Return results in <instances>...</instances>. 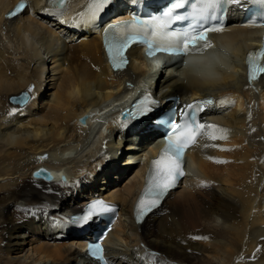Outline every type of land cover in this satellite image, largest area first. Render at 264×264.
Wrapping results in <instances>:
<instances>
[{
    "label": "bare ground",
    "instance_id": "obj_1",
    "mask_svg": "<svg viewBox=\"0 0 264 264\" xmlns=\"http://www.w3.org/2000/svg\"><path fill=\"white\" fill-rule=\"evenodd\" d=\"M16 1L0 0V264H99L86 253L92 236L69 222L93 198L120 206L105 240L113 264H264V76L249 82L245 66L264 30L232 19L215 35L220 67L174 66L156 88L144 82L155 59L138 47L126 69L111 71L101 37L77 20L88 4L70 0L58 17L30 0L6 19ZM27 91L26 106L11 101ZM146 92L158 113L173 96L215 97L202 122L222 138L198 141L188 153L196 173L138 223L134 208L163 143L143 119L128 128L119 111ZM40 167L66 180L34 179Z\"/></svg>",
    "mask_w": 264,
    "mask_h": 264
},
{
    "label": "snow or ice",
    "instance_id": "obj_2",
    "mask_svg": "<svg viewBox=\"0 0 264 264\" xmlns=\"http://www.w3.org/2000/svg\"><path fill=\"white\" fill-rule=\"evenodd\" d=\"M65 2L66 0H49L52 11L61 16L63 15L62 6ZM201 3L205 7L198 10L199 14H203L215 7L217 0H201ZM112 4L113 0H89L86 11L81 12L77 20L84 25H96L101 14ZM184 6L185 0H175L171 8L160 17L142 19L134 15L130 22L124 21L119 24L105 26L103 29L105 44L114 68H117L118 63H127L123 53L134 42H140L147 46L150 58L157 53L187 57L190 54H202L205 47H210L207 40L208 30L184 33H176L171 30L170 26L174 22L183 19L174 10H180ZM25 7L26 5L21 4L17 11ZM11 15H16V13ZM77 20H73V25L77 24ZM210 30L223 31L222 28H212ZM261 60H264V51L261 52ZM249 63L250 65L253 63L251 56ZM257 71L264 73V66L257 68ZM253 79H255V76H253ZM28 99L29 97L25 95L16 102L23 104ZM214 103L212 99H205L198 103L184 106L182 111L176 110L156 118L161 120L162 126L168 129L164 137L167 141V147L164 148L158 159L152 161L149 184L145 190L144 197L141 198L138 205V219L144 215L146 208L155 206L160 198L175 186L178 177L184 175V155L187 149L196 146L198 141L205 137L206 133H208L207 139L209 140L222 138L215 135L219 131L217 126L205 124L197 118V114L203 111L205 106L213 105ZM151 108L152 106L149 105L144 111H150ZM177 117L180 119L178 120ZM39 175L40 173H37V176ZM109 207L102 200L90 203L89 207L81 215L73 219L71 223L76 226H87L94 222L96 216L107 211ZM194 238L201 239V237Z\"/></svg>",
    "mask_w": 264,
    "mask_h": 264
},
{
    "label": "water",
    "instance_id": "obj_3",
    "mask_svg": "<svg viewBox=\"0 0 264 264\" xmlns=\"http://www.w3.org/2000/svg\"><path fill=\"white\" fill-rule=\"evenodd\" d=\"M23 95V94H22ZM28 94L27 93H24L23 96H25ZM21 98V96H19L18 98L17 97H12L11 98V101L13 103H16V104H20V103H17L16 101ZM124 117H127V113H124ZM86 119H87V116L84 115L83 117H81L79 120L80 122L83 124V125H86ZM37 173H40L39 176H37ZM33 176L34 178L36 179H41V178H45V179H48L50 181H56V180H66V176L65 174H62V173H57L55 171H51L50 169H47L45 167H40L39 169L35 170L34 173H33Z\"/></svg>",
    "mask_w": 264,
    "mask_h": 264
},
{
    "label": "rangeland",
    "instance_id": "obj_4",
    "mask_svg": "<svg viewBox=\"0 0 264 264\" xmlns=\"http://www.w3.org/2000/svg\"><path fill=\"white\" fill-rule=\"evenodd\" d=\"M230 51L233 52V51H234V48L232 49V47H231V48H230ZM230 51L228 52L226 58H230V57H231V56H230ZM227 60H228V59H227ZM45 76H46V75H45ZM57 78H58V75L54 78V80L51 81L50 78H49V80L46 82V84H52V86H53V87H52L53 89H52V91H50V93H53L54 90L57 88V86H56V85L58 84V81L56 80ZM45 80H46V79H45V77H44L43 81H45ZM6 102H8V101L6 100ZM5 126H6L7 128H9V127H10V124H8V125L6 124ZM12 129H13V128H12ZM12 129H11V130H12ZM261 141H262V140H261ZM130 173H131V172H130Z\"/></svg>",
    "mask_w": 264,
    "mask_h": 264
}]
</instances>
